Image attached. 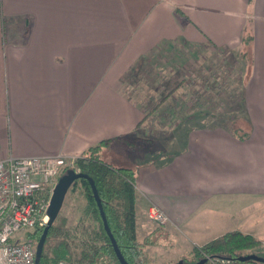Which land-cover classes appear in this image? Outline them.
<instances>
[{"label": "crops", "instance_id": "crops-1", "mask_svg": "<svg viewBox=\"0 0 264 264\" xmlns=\"http://www.w3.org/2000/svg\"><path fill=\"white\" fill-rule=\"evenodd\" d=\"M245 28L252 36L243 88L249 136L188 123L184 146L169 157L141 161L139 150L124 147L114 163L105 151L116 149L118 138L149 131L143 108L121 89L125 75L141 70L163 45L237 48ZM104 139L108 161L136 170L137 236L156 227H144L149 205L167 216L160 225L166 238L153 246L166 253L162 264L227 231L260 239L264 0H0V159L76 158Z\"/></svg>", "mask_w": 264, "mask_h": 264}, {"label": "rangeland", "instance_id": "rangeland-1", "mask_svg": "<svg viewBox=\"0 0 264 264\" xmlns=\"http://www.w3.org/2000/svg\"><path fill=\"white\" fill-rule=\"evenodd\" d=\"M243 51H247L244 56L241 55ZM148 59L141 70L125 75L121 89L131 101L143 108L149 131L136 133V137L133 134L129 139L126 138L127 143L124 142L125 137H122L119 145H114L116 149L110 148L105 151L112 154L114 163H118L117 160L122 159V155L125 156L124 147L139 150L141 161L150 162L152 159L151 161L157 162L169 157L174 150L184 146L183 128L188 125L213 124L228 128L230 131L236 129L245 131L248 128L243 88L251 67L249 47L246 48L243 43L234 49L217 48L209 43L203 45L177 43L176 46L171 44L161 46L154 50ZM104 158L106 159L105 156ZM130 158H133L131 153ZM117 165L134 167L131 163L123 162ZM71 167L78 169L74 163ZM84 203L83 195L68 190L59 211L69 229L76 224L75 231L71 234L73 240L86 236L83 234V226L87 222L82 212ZM147 216L143 219L144 227L148 223H155ZM83 218V223H79ZM158 226L160 225L156 224V227L146 235L141 234H145L146 231L139 230L137 236L135 216V240L139 244L137 249L144 264H162L166 260V253L159 252L160 248L153 247H161V239L166 238V234H163V230ZM260 240L261 245L255 250V254L264 257V235ZM192 250L193 248L180 258L192 257ZM201 254V257L208 256ZM226 259L232 260L210 258L205 264H250L238 262L236 258ZM105 262L103 259L101 263Z\"/></svg>", "mask_w": 264, "mask_h": 264}, {"label": "trees", "instance_id": "trees-1", "mask_svg": "<svg viewBox=\"0 0 264 264\" xmlns=\"http://www.w3.org/2000/svg\"><path fill=\"white\" fill-rule=\"evenodd\" d=\"M179 13L182 15L181 12ZM251 39L250 29L245 28L241 42L246 48L249 47V51H251ZM242 53L241 55L244 56L247 51ZM246 124L248 128L245 131L236 129L231 130V133L239 139H246L250 132L247 119ZM109 141L110 139H104L89 146L75 158L74 166L78 168V171L86 173L94 180L107 224L125 260L129 264H144L137 249L139 244L135 240L137 173L131 165L118 166L104 158L101 149L107 146ZM68 190L77 191L85 199L82 212L87 220L83 226V234L86 236L83 239L73 240L71 234L75 231L76 224L69 229L65 224L66 220H62L60 213H58L48 229L39 264L56 263L58 260H64L69 264H102L103 259L106 261L105 264H120L113 252L110 239L103 228L99 210L88 181L85 178H78L73 181ZM83 220L84 218L79 220V223H83ZM158 227L160 228V226ZM41 231L42 229L26 233L25 237H31L35 246ZM260 245L261 240L251 234L234 230L227 231L199 247H193V256H184L182 259L194 262L202 258L201 253L211 258L238 259L240 256L255 253ZM245 262L250 264L263 263L254 260Z\"/></svg>", "mask_w": 264, "mask_h": 264}, {"label": "built area", "instance_id": "built-area-1", "mask_svg": "<svg viewBox=\"0 0 264 264\" xmlns=\"http://www.w3.org/2000/svg\"><path fill=\"white\" fill-rule=\"evenodd\" d=\"M73 163L74 158L61 155L0 159V264H35L34 242L25 234L45 226L52 189L68 166L78 171L71 167ZM147 212L156 224L167 222L155 204L149 205ZM55 264L69 263L58 260Z\"/></svg>", "mask_w": 264, "mask_h": 264}, {"label": "water", "instance_id": "water-1", "mask_svg": "<svg viewBox=\"0 0 264 264\" xmlns=\"http://www.w3.org/2000/svg\"><path fill=\"white\" fill-rule=\"evenodd\" d=\"M78 178H85L90 185L93 197L95 199L96 205H97L98 210H99V215H100L101 220H102L103 228L106 231V233L110 239L113 252H114L118 262L120 264H129L125 260V258L123 257V255H122V253H121V251H120V249L116 243V240H115V238H114V236H113L112 232L110 231V228L107 224L105 213L103 211L101 201H100L94 180L89 175H87L86 173L76 171L73 168H67L58 177V179H57V181H56V183L52 189L51 196L49 199L48 208H47L48 219H47L45 226L42 228L41 234L39 235L38 240H37L36 245H35V264H39L44 240H45L46 235L48 233V229L51 226V224L53 223V221L55 220L56 216L58 215V213L61 209L64 197H65L69 187L71 186L73 181L78 179ZM237 260L240 262H245L248 260H254V261H259V262L264 263V257L257 255L255 253H250V254L240 256V257H238ZM206 261H207L206 257H202L199 260L194 261V262H186L182 258H180L171 264H205Z\"/></svg>", "mask_w": 264, "mask_h": 264}]
</instances>
